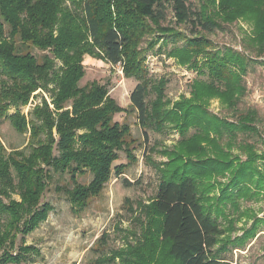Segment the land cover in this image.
Masks as SVG:
<instances>
[{
  "label": "trees",
  "instance_id": "obj_1",
  "mask_svg": "<svg viewBox=\"0 0 264 264\" xmlns=\"http://www.w3.org/2000/svg\"><path fill=\"white\" fill-rule=\"evenodd\" d=\"M65 1L0 0V118L7 116L17 132L28 133L29 149L28 153L21 149L6 153L0 140V264L35 262L39 250L27 244L25 237L53 209L50 203L42 201L52 172L68 175V184L55 186V190L66 194L71 209L77 213L102 192L113 173L122 174L136 161L128 148L135 140L130 126L114 119L125 109L109 96L105 84L92 80L79 86L85 75L84 56L112 65L123 63L125 76L137 80L129 101L144 130L145 123L154 115L150 114L147 102L151 82L142 55L127 51L133 33L150 30V22L159 25L167 10L176 23L190 27V35H197L194 29L198 27L206 32L221 28L216 19L206 17L191 0H83L73 10ZM221 4L231 13L264 10V0H221ZM176 35L169 32V36L177 38ZM197 37L193 42L199 46L203 38ZM19 43L31 44L49 54L38 62L31 52L20 49ZM196 47L194 52L198 54L201 48ZM254 49L257 54L264 53V24L259 45ZM188 52L182 53L185 57L179 52L176 55L181 62L191 61L197 74L206 75V80L194 79L191 98L176 102L179 112L162 111L161 94L156 104L158 122L169 121L178 126L184 136L180 146L189 155L188 162L179 164L181 170L162 176L157 185L153 211L160 219L154 233L164 242L165 250L156 264H229L216 247L220 237L242 244L256 234L259 226L255 219L242 236L231 239L229 233L234 228L230 224L223 228L220 222L230 221L227 204L237 208L238 197L249 199L258 195L250 186L252 182L256 189L264 187L256 163L260 154L253 151V145L238 146L247 151L246 160L238 163H234L236 156L231 151L239 131L258 134L256 112L247 110L229 121L210 114L197 92L198 88L208 86L232 106L238 95L244 93L241 80L250 60L227 49L222 53L210 52L206 56L210 57L199 64L189 59ZM38 88L49 92L50 102L42 97V106H35L27 114L18 109L8 113L11 106L27 104L30 94ZM190 127L197 131L186 138ZM223 137L228 139L225 147L220 142ZM121 150L128 162L113 164ZM174 155L184 156L177 152ZM225 171H230L228 182H219V194L211 196L214 185L209 183L210 179ZM87 173L90 180L80 182L79 177ZM125 183L130 184L127 180ZM15 193L19 200L12 198ZM245 214L238 212V217ZM125 254V250H116L111 257L118 258L121 264H136V259L127 261ZM96 259L94 263L99 264L108 260ZM145 264H149L148 256Z\"/></svg>",
  "mask_w": 264,
  "mask_h": 264
},
{
  "label": "rangeland",
  "instance_id": "obj_2",
  "mask_svg": "<svg viewBox=\"0 0 264 264\" xmlns=\"http://www.w3.org/2000/svg\"><path fill=\"white\" fill-rule=\"evenodd\" d=\"M191 1L203 10L206 17L216 19L221 28L206 32L198 27L194 29L198 32L197 35H190V27L176 23L167 10L164 21L159 25L150 22V30L145 28L134 32L128 45V52L142 55L147 77L151 82L147 102L150 114L154 115L145 123V131L140 126L129 101V93L137 80L125 76L123 63L112 65L100 58L84 56L83 63L86 69L79 86L92 80L103 83L108 88L109 96L125 109L117 113L114 119L130 126L135 140L128 148L136 157V161L130 163L122 174L113 173L102 192L91 198L88 205L77 213L71 209L66 194L55 190V186L68 184V175L52 172L42 201L50 203L53 209L47 218L25 237L26 243L33 244L39 250V254L35 262L21 264H99L94 263L95 258L96 261L108 259L103 264H121L118 258L111 257V253L116 250H125L126 260L130 262L136 259V264H145L146 256L149 258V264H156V261L162 259L165 244L157 239L154 233V227L160 219L153 211L154 196L160 178L181 170L179 164L188 162L186 156L189 155L180 146V140L184 136L178 126L169 121L158 122L156 115L158 94H161L164 103L160 107L162 111L172 109L179 112V109H175L176 102L191 98L194 79L207 78L206 75L197 74L190 65L191 61L181 62L180 57L176 55L178 52L182 54L189 51L188 54L191 55L189 59L193 62L197 60L199 64L200 60L210 57H206L210 52L222 53L227 49L241 53L250 60L241 80L244 93L238 95L232 106H228L220 95L215 94L208 86H203L204 84L202 89L198 88L197 93L199 101L210 114L224 117L229 121L235 120L238 114L247 110L252 109L256 112L255 126L258 134H240L239 131L234 138L231 151L236 156L234 163H238L245 161L247 155V151L243 152L238 146L253 145V151L260 154L256 163L262 175L260 179L264 181V53L257 54L254 49L259 45L264 10L258 13H231L228 8L222 7L221 0ZM65 2L69 9L73 10L80 7L83 0ZM164 27L167 30H162ZM169 32L177 33V38L169 36ZM197 36L203 38V44L199 46L193 42ZM196 46L201 48L198 54L194 52ZM19 48L31 52L38 62L44 54H49L47 50L38 49L31 44L23 46L19 43ZM171 51H174V54ZM182 56L185 57L183 54ZM56 62L61 64L58 60ZM42 97L48 102L51 100L49 92L38 88L30 94L27 104L11 106L8 113L18 109L21 113L27 114L35 106H42ZM49 106L52 108V104ZM196 131L194 127L188 128L185 132L186 138ZM27 136L28 133L17 132L7 116L0 118V140L6 153L13 149H21L28 153ZM226 139L227 137L220 139L222 145ZM176 152L184 156L174 155ZM127 162L126 154L121 150L118 160L113 164ZM90 177L87 173L80 176L79 181L87 182ZM229 178L230 171H225L223 175L210 179L209 183L214 185L210 195H218L220 192L218 183L224 184ZM125 180L130 184L127 185ZM252 183L250 186L258 195L249 199L238 197L237 208L231 204L226 205L230 221L220 219L223 228L229 224L234 228L229 233L231 239L242 236L246 229L252 227L255 219L259 224L256 234L242 244L237 240L227 242L225 236L220 237L216 247L224 254L229 264H264V187L256 189L254 182ZM12 198L20 199L16 193L12 194ZM238 212L246 214L238 217ZM19 238L20 236L17 244Z\"/></svg>",
  "mask_w": 264,
  "mask_h": 264
}]
</instances>
